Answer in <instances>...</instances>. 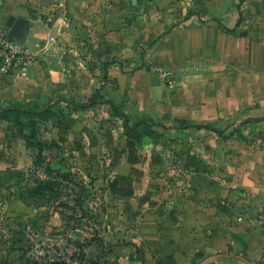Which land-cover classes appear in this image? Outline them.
<instances>
[{"label": "crops", "instance_id": "obj_1", "mask_svg": "<svg viewBox=\"0 0 264 264\" xmlns=\"http://www.w3.org/2000/svg\"><path fill=\"white\" fill-rule=\"evenodd\" d=\"M50 14L56 19L47 23ZM262 15L264 0H3L0 21L27 20L25 42L37 62L25 77H0V111L23 110L15 104L24 100L53 98L51 104L74 110L111 101L126 127L144 119L169 127L157 117L172 112V98L189 96V116L177 117L174 129L187 132L202 166L187 187L163 192L138 186L144 175L136 173L127 210L96 225L102 251L95 247L92 264H264V71L253 70L264 49ZM245 55L253 64L246 72L239 70ZM160 69L171 74L170 85ZM197 78L209 82L183 87ZM169 90L180 91L164 96ZM86 94L89 101L81 103ZM28 111L39 116L47 108ZM84 124L65 119L48 138L76 143L68 128ZM1 159L13 165L12 174L19 164L35 163L14 151ZM45 206L33 207L36 219H48L40 211ZM82 238L79 229L65 237L71 243L65 252L82 256ZM206 247L219 254L201 257Z\"/></svg>", "mask_w": 264, "mask_h": 264}, {"label": "rangeland", "instance_id": "obj_2", "mask_svg": "<svg viewBox=\"0 0 264 264\" xmlns=\"http://www.w3.org/2000/svg\"><path fill=\"white\" fill-rule=\"evenodd\" d=\"M261 54L255 69L245 55L244 66L239 70L264 71V49ZM234 71V66L229 67L228 73ZM160 72L164 82L170 85L171 74L163 69ZM185 81L184 88L193 84L203 87L209 82L203 78ZM247 83L243 81V86ZM179 91L169 90L164 96ZM89 98L86 94L78 100L84 103ZM203 99L202 95L196 96L200 106ZM179 100L172 98V112L167 110L161 118L157 117L169 127L158 126L148 119L139 123L131 121V127H126V117L121 110L107 102H100L93 109L74 110L67 102L51 104L53 98L42 104L24 100L15 104L23 110L1 115L0 264H16V261L19 264H92L96 249L101 248L96 240L102 236H98L100 229L96 225L108 221L103 219H120L122 211L127 210L136 173L144 175L140 176L138 186L147 185L152 190L163 192L187 187L191 172L202 166L203 159L192 153L194 147L188 146L187 132L183 134L174 129L177 117L189 116L188 94L180 95ZM38 107H46L47 111L39 116L28 111ZM65 119L85 124L72 133V128H68V135L77 137L76 143L55 144L56 140L48 137L53 136L57 124H63ZM87 121L93 127L87 126ZM45 122H48L46 126ZM133 148L137 162H141L138 171L136 161L129 159V150ZM12 151L28 154L35 163L19 164L20 172L12 174L13 165L1 159L2 152ZM45 204L46 208L40 211L42 217L48 219H36L33 207ZM56 213L58 216L54 219ZM27 214L31 215L29 219ZM78 229L85 243L82 256L65 252V247H70L71 243L63 240ZM260 238L263 243L264 236ZM33 242L46 245L45 257L35 255ZM103 247H108V243Z\"/></svg>", "mask_w": 264, "mask_h": 264}, {"label": "built area", "instance_id": "obj_3", "mask_svg": "<svg viewBox=\"0 0 264 264\" xmlns=\"http://www.w3.org/2000/svg\"><path fill=\"white\" fill-rule=\"evenodd\" d=\"M3 0H0V7ZM56 15L46 17L47 23H52ZM10 28L0 21V77L13 80L17 77H25L32 66L37 62V54L29 45L21 39L9 35ZM37 257L47 255L46 245L33 242V250ZM49 251V250H48Z\"/></svg>", "mask_w": 264, "mask_h": 264}, {"label": "water", "instance_id": "obj_4", "mask_svg": "<svg viewBox=\"0 0 264 264\" xmlns=\"http://www.w3.org/2000/svg\"><path fill=\"white\" fill-rule=\"evenodd\" d=\"M7 25L10 28L9 35L11 37H15V38L21 39L22 41H25V33H26V27H27V20L26 19H23V18L15 19V18L11 17L10 20L8 21ZM1 112H3V111L1 110L0 113ZM135 154H137V153H136L134 148L129 150V159H134L136 161V162H134V163H137L136 164L137 168L135 170L138 171L140 168L139 165L141 162H139V163L137 162ZM129 161H131V160H129ZM212 253L219 254V250L214 249L213 247H206L205 250L201 253V257H205L206 254H212ZM198 262L201 263V260H198Z\"/></svg>", "mask_w": 264, "mask_h": 264}, {"label": "trees", "instance_id": "obj_5", "mask_svg": "<svg viewBox=\"0 0 264 264\" xmlns=\"http://www.w3.org/2000/svg\"><path fill=\"white\" fill-rule=\"evenodd\" d=\"M96 100H97V99H93L92 101L95 103ZM109 102L111 103L112 107L116 109V105H115L113 102H111V101H109ZM88 104H89V103H88ZM88 104H87V105H88ZM87 105H86V106H87ZM19 111H21V110H19V109H12V110L5 111V112L1 113L0 116H1V115H6L7 113H12V112L14 113V112H19ZM29 112H30V111H29ZM30 113H31V112H30ZM183 122H184V121H183Z\"/></svg>", "mask_w": 264, "mask_h": 264}]
</instances>
